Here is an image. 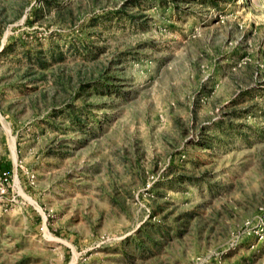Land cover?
<instances>
[{"label":"rangeland","instance_id":"374dc122","mask_svg":"<svg viewBox=\"0 0 264 264\" xmlns=\"http://www.w3.org/2000/svg\"><path fill=\"white\" fill-rule=\"evenodd\" d=\"M0 264H264V0H0Z\"/></svg>","mask_w":264,"mask_h":264}]
</instances>
